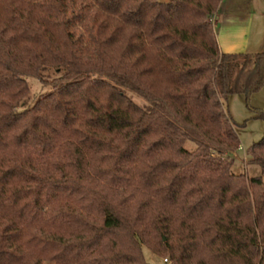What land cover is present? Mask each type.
Segmentation results:
<instances>
[{
  "label": "trees",
  "instance_id": "trees-1",
  "mask_svg": "<svg viewBox=\"0 0 264 264\" xmlns=\"http://www.w3.org/2000/svg\"><path fill=\"white\" fill-rule=\"evenodd\" d=\"M61 1L0 9V264H152L143 247L264 264V136L245 152L258 173H233L224 108L264 87V53L220 51L222 0H78L63 51L23 42V10L42 35ZM30 77L50 90L26 107Z\"/></svg>",
  "mask_w": 264,
  "mask_h": 264
},
{
  "label": "rangeland",
  "instance_id": "rangeland-1",
  "mask_svg": "<svg viewBox=\"0 0 264 264\" xmlns=\"http://www.w3.org/2000/svg\"><path fill=\"white\" fill-rule=\"evenodd\" d=\"M28 0H26L27 2ZM70 2V7L68 6L67 10L64 12L63 16L57 17L55 14L50 12H45L44 16H41V24L46 26L43 34H39L37 30H34L31 26L33 18L31 15L27 14L23 10V18L27 21L25 24V30L22 32V41L26 43H31L38 48H42L44 46H48L54 52H61L64 50V46L62 42H60L61 31L65 27L62 22L68 21L67 28L68 31L73 35L74 39L79 35V29L81 24H77L76 28L74 27L72 15L76 13V11H81L79 8L78 0ZM162 2H169L170 0H160ZM225 2L227 0H224ZM18 0H8V5L4 3L0 4V9L5 8L6 13H12L14 10H21L23 6L17 5ZM60 3L64 4L66 1H61ZM262 5H264V1L262 0ZM27 10H32L31 7L26 8ZM51 15V20L47 19V16ZM39 40L43 41L40 43ZM45 78H53L56 76V72L54 69H46L43 72ZM27 83L30 89V93L25 100V106L30 107L31 104L36 100V98L47 91L50 90L49 86L43 87L41 83L33 78H27ZM128 94L132 97L134 102L139 105H144L145 101L140 99L138 96L133 94L132 92H128ZM224 101V108L227 114L230 116L234 123V129L238 133L239 141H240V149L233 154L234 157V165L232 167V172L235 174L244 173L249 177L254 176V174L258 173L259 167L254 165H247L246 158V150L256 141L260 140L264 136V119L256 118V114L253 109L256 110H264V87L260 89L258 92L253 93L250 97V100L247 101L246 98L242 94H236L233 96H229ZM23 103V104H24ZM185 148L188 150L193 148L192 143H187ZM143 258L152 264H162L163 258L157 257L154 255L147 247L142 248Z\"/></svg>",
  "mask_w": 264,
  "mask_h": 264
},
{
  "label": "crops",
  "instance_id": "crops-1",
  "mask_svg": "<svg viewBox=\"0 0 264 264\" xmlns=\"http://www.w3.org/2000/svg\"><path fill=\"white\" fill-rule=\"evenodd\" d=\"M212 20L221 52L264 53L262 0H222Z\"/></svg>",
  "mask_w": 264,
  "mask_h": 264
},
{
  "label": "built area",
  "instance_id": "built-area-1",
  "mask_svg": "<svg viewBox=\"0 0 264 264\" xmlns=\"http://www.w3.org/2000/svg\"><path fill=\"white\" fill-rule=\"evenodd\" d=\"M213 22V20H212ZM163 264H173L169 259L163 258Z\"/></svg>",
  "mask_w": 264,
  "mask_h": 264
}]
</instances>
